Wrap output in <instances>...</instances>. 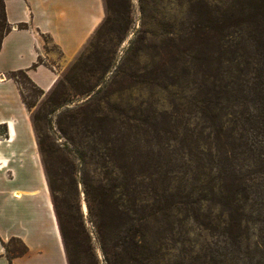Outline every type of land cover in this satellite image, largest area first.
I'll return each instance as SVG.
<instances>
[{
	"label": "rangeland",
	"instance_id": "374dc122",
	"mask_svg": "<svg viewBox=\"0 0 264 264\" xmlns=\"http://www.w3.org/2000/svg\"><path fill=\"white\" fill-rule=\"evenodd\" d=\"M108 2L107 22L64 66L40 36L41 63L61 69L49 99L15 77L35 114L60 105L48 132L74 168L47 161L65 190L58 176L74 169L96 253L85 190L114 186L118 198L125 171L166 213L147 243L162 234L168 264H264V20L244 0ZM81 104L84 120L64 116Z\"/></svg>",
	"mask_w": 264,
	"mask_h": 264
},
{
	"label": "crops",
	"instance_id": "0c3cea01",
	"mask_svg": "<svg viewBox=\"0 0 264 264\" xmlns=\"http://www.w3.org/2000/svg\"><path fill=\"white\" fill-rule=\"evenodd\" d=\"M11 30L0 47V264H67L29 111L10 77L23 70L44 92L61 69L40 63V36L59 52L64 66L103 18L102 0H5ZM19 25H25L19 28ZM19 239L24 255L8 259L2 241Z\"/></svg>",
	"mask_w": 264,
	"mask_h": 264
},
{
	"label": "trees",
	"instance_id": "16d2710c",
	"mask_svg": "<svg viewBox=\"0 0 264 264\" xmlns=\"http://www.w3.org/2000/svg\"><path fill=\"white\" fill-rule=\"evenodd\" d=\"M102 2L104 11L107 14L111 10V6L108 0H102ZM244 2L248 9L247 16L254 20L253 23L258 18L256 17L257 12H259L261 19L264 20V0H244ZM124 7L125 13L128 11V5L125 3ZM229 18V14L224 15L222 13L217 28L220 30L225 20ZM107 20L108 17L105 15L96 30L100 29ZM18 27L24 28L25 25H19ZM10 30L11 26L6 19L5 0H0V47L3 37ZM40 63L41 61L38 59L34 66ZM19 74L25 77L36 92L44 94L49 99V94L53 91L55 84L45 93L30 80L23 70L11 72L10 77L16 80L15 77ZM24 103L29 111L30 123L34 132L67 264H168V248L163 235H157V232L161 229L165 230V226H158L160 229L156 232L157 236L153 246H149L147 243V238H150L152 234L150 232L151 220H155L157 215L163 217L166 213L155 202L156 206L150 204L151 199L149 198L148 190L141 186L140 181L135 182L134 174L125 171L123 172L124 182L118 186L120 188L118 198L115 197L114 186H99V190L90 196L85 190L87 212L101 248L102 259L99 258L93 245L92 234L86 227V221L83 218L74 169L67 172V174L63 172L58 176L62 178L64 175H69L71 187L65 190L62 185L56 184L57 172L53 176L51 166L47 161L49 157H55L56 159L67 161L70 169L74 168L72 160L66 155V149L58 148L54 143L53 136L48 132V130L52 129V126L51 119L47 118V115L55 112L60 105L49 100L47 105H54L53 109L39 115L32 112L25 101ZM85 114L86 104H81L72 110H67L64 116H67L70 121L79 117L84 120L86 118ZM42 121L45 128L41 126L40 122ZM59 130L62 134L64 133L61 127ZM83 184L86 187L85 181ZM222 192L223 196H228L225 187ZM229 208L230 211L236 212L233 207L229 206ZM227 214L229 216L228 212ZM13 243L19 246L11 245ZM2 244L8 259L24 255L27 252V247L19 239L11 238L7 243L2 241Z\"/></svg>",
	"mask_w": 264,
	"mask_h": 264
}]
</instances>
